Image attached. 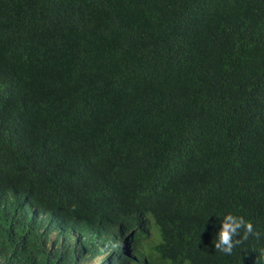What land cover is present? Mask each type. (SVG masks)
I'll list each match as a JSON object with an SVG mask.
<instances>
[{"label":"trees","instance_id":"16d2710c","mask_svg":"<svg viewBox=\"0 0 264 264\" xmlns=\"http://www.w3.org/2000/svg\"><path fill=\"white\" fill-rule=\"evenodd\" d=\"M0 264H264V0H0Z\"/></svg>","mask_w":264,"mask_h":264},{"label":"clouds","instance_id":"9594fccd","mask_svg":"<svg viewBox=\"0 0 264 264\" xmlns=\"http://www.w3.org/2000/svg\"><path fill=\"white\" fill-rule=\"evenodd\" d=\"M250 235H259L252 222L245 220L243 216L225 214L217 230L214 247L217 251L231 255L233 248L243 244Z\"/></svg>","mask_w":264,"mask_h":264}]
</instances>
